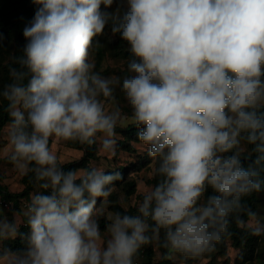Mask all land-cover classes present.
I'll list each match as a JSON object with an SVG mask.
<instances>
[{"label": "clouds", "instance_id": "clouds-1", "mask_svg": "<svg viewBox=\"0 0 264 264\" xmlns=\"http://www.w3.org/2000/svg\"><path fill=\"white\" fill-rule=\"evenodd\" d=\"M32 2L0 99L10 160L38 190L13 221L0 209V241L25 243L0 250V264H134L153 242L165 259H196L232 222L264 238V218L245 202L264 191V0ZM108 27L128 46L123 76L102 75L92 58ZM117 90L158 181L136 214L109 213L102 233L101 198L122 173L64 171L51 142H99L114 155L121 109L106 106Z\"/></svg>", "mask_w": 264, "mask_h": 264}, {"label": "trees", "instance_id": "trees-1", "mask_svg": "<svg viewBox=\"0 0 264 264\" xmlns=\"http://www.w3.org/2000/svg\"><path fill=\"white\" fill-rule=\"evenodd\" d=\"M103 8V6H102ZM36 10V5L33 4L32 0H0V36L3 37L0 40V49L10 47V56L6 62H2L0 59V89L4 85L10 82L9 76V67L13 65L12 56L22 55L23 46L26 43L25 38L23 37V29L25 25L33 18L34 12ZM121 44H127L121 40L119 34H116ZM99 41L100 46L94 47L93 51H98L105 53L110 51L105 45L104 39L102 36L96 38ZM125 57H129V53L124 54ZM6 101L0 99V135L4 128L10 124V118L7 114ZM264 112V109H261ZM140 129L133 125L129 124L125 128L117 127L116 132L123 136V139H120L118 144L120 147L127 149L129 152L135 154L139 157V160L136 162H131L128 166H123L118 169L123 175V179L120 181L114 182L115 185L112 187V192L110 196L106 198H101V207L105 206V200L109 201V210L111 212L119 211L121 213L127 214H136V208L125 210V208L120 204L119 195L115 192L118 187L122 190V193L126 197H131L136 192V182L135 180L129 179L128 174L132 169H140L144 165L150 164L152 158L147 155V152L138 154L137 150L134 147H131L129 142L134 141L138 142V132ZM52 145V142H51ZM70 146L74 149L84 152V155L79 160H75L66 164H63V170H75L81 168H91L90 163L98 158V143L96 145H85L78 142L70 141ZM10 160V156L7 158ZM255 160V154L253 153L248 158H242V164L244 167H248L252 161ZM11 161V160H10ZM137 166H139L137 168ZM155 166V164H154ZM262 177H264V172H262ZM158 178L154 176L149 180L148 184L152 187L157 183ZM22 183L24 184L23 191L19 193H13L9 188L2 183V176L0 175V195L9 201L14 203L11 211L19 212L21 205L28 199L29 194L35 189V182L31 173L24 174L22 178ZM44 194H49L45 191ZM209 194L211 190H209ZM264 199V191L260 193H254L252 196L246 198V203L252 208L253 211H256L259 214L260 207L262 205V200ZM100 201L98 200V206ZM2 209V208H1ZM107 219L105 216H100L101 230L104 231ZM20 232L27 233L29 229L26 224L20 226ZM229 232L231 235L225 236V238L217 244L214 251L206 253L203 256L196 259H186L180 255H176V261L173 259H165V251L163 248L157 245V250L160 253V257L157 258V250H155L154 242L150 245L142 247L134 258V264H196L202 260H209V263H214L218 258L226 257V260L223 264H230V258H228V248L235 249L238 251V255L235 258L234 264H254L255 260L261 258V255L264 253V238L251 236L247 228L237 227L234 222L230 223ZM2 243L3 249H8L13 252L22 251L25 248V243L18 236L14 240H4L0 241Z\"/></svg>", "mask_w": 264, "mask_h": 264}, {"label": "rangeland", "instance_id": "rangeland-1", "mask_svg": "<svg viewBox=\"0 0 264 264\" xmlns=\"http://www.w3.org/2000/svg\"><path fill=\"white\" fill-rule=\"evenodd\" d=\"M116 3L113 4L112 8L108 9V11H112L116 8ZM104 39L105 45L110 51L105 53L93 51L92 58L96 65V71L101 72L102 75L105 76H123L126 73V64L129 58L125 57V53H127V47L125 44H121L116 35L111 33L110 27L105 29V34L102 35ZM10 47L0 49V59L4 63L9 59L10 56ZM118 106L121 109V119L118 124L119 127L125 128L129 124H132L130 121V112L131 109L126 105V102L123 100L119 90L116 93V104L115 105H107L106 107L109 110L113 109V107ZM8 126L7 125L0 135V175L2 176V183L6 185L9 190L13 193H19L23 191L24 184L22 183V178L24 176V172L17 169L15 164L8 160L7 158L11 156V146L8 142ZM117 140V151L113 155L111 153H107L101 149L98 142V158L94 161H91L90 167L100 168L106 171L118 170L120 167L128 166L131 162H136L139 160L135 154L129 152L127 149L119 146L118 142L120 139H123V136L117 133L115 137ZM131 147H134L138 154H142L147 152L146 148L140 142H129ZM53 150L58 154L59 160L62 164H66L75 160L81 159L84 155L83 151L74 149L70 146V141H56L52 142ZM139 166H137L138 168ZM154 162L151 161L150 164L144 165L140 167L138 171L136 169H132L128 177L129 179L135 180L137 188L134 195L131 197H126L122 193L120 187L115 189L116 193L119 195L120 204L125 208V210L136 208L138 203L142 200L144 193L151 187L148 184V179L150 180L153 177V168ZM114 188V187H113ZM37 186H35L36 191ZM105 206L99 209L100 216H105L111 213L109 210V201L105 200ZM1 209V208H0ZM4 215L7 216L9 221L14 220V213L11 210L2 209ZM260 217L264 218V199L262 200V205L260 207V211L258 214ZM23 223H21L22 225ZM20 225V226H21ZM103 233V231H102ZM157 242H154L155 250H157ZM2 248V243L0 242V249ZM228 258H230V264L235 263V258L238 255V251L232 248H228ZM160 257V253L157 250V258ZM176 261L177 258L174 257ZM226 260L224 258H218L214 263H209V260H202L197 262L196 264H223ZM254 264H264V253L261 255V258L255 260ZM179 264H183L180 263Z\"/></svg>", "mask_w": 264, "mask_h": 264}, {"label": "built area", "instance_id": "built-area-1", "mask_svg": "<svg viewBox=\"0 0 264 264\" xmlns=\"http://www.w3.org/2000/svg\"><path fill=\"white\" fill-rule=\"evenodd\" d=\"M22 205H21V207H22ZM13 206H14V203L12 201L4 199L0 195V208L5 209V210H11Z\"/></svg>", "mask_w": 264, "mask_h": 264}]
</instances>
